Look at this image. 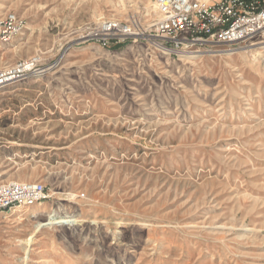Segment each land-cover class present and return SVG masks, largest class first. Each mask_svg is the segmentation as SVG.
Wrapping results in <instances>:
<instances>
[{"label":"rangeland","instance_id":"1","mask_svg":"<svg viewBox=\"0 0 264 264\" xmlns=\"http://www.w3.org/2000/svg\"><path fill=\"white\" fill-rule=\"evenodd\" d=\"M0 5V67L40 65L0 87V169L48 194L0 213V264H264V43L162 52L155 0ZM111 19L139 34L82 40Z\"/></svg>","mask_w":264,"mask_h":264},{"label":"built area","instance_id":"2","mask_svg":"<svg viewBox=\"0 0 264 264\" xmlns=\"http://www.w3.org/2000/svg\"><path fill=\"white\" fill-rule=\"evenodd\" d=\"M158 17L154 34L162 52L183 54L209 50L216 45L234 46L259 39L264 43V0H155ZM24 28V20L11 10L0 12V46L9 44ZM82 40L106 46L136 38L139 31L120 20H103L87 26ZM157 43V42H156ZM40 70L33 56L0 67V87ZM0 169V213L30 207L47 199L37 181L5 180Z\"/></svg>","mask_w":264,"mask_h":264},{"label":"bare ground","instance_id":"3","mask_svg":"<svg viewBox=\"0 0 264 264\" xmlns=\"http://www.w3.org/2000/svg\"><path fill=\"white\" fill-rule=\"evenodd\" d=\"M1 6V8H7L5 5H0ZM155 44H158V43H156L155 42ZM154 44V45H155ZM256 44V43H255ZM258 44V43H257ZM252 45V44H251ZM254 45V44H253ZM158 47V46H157ZM190 53H188V52H184L181 56H188ZM23 213H25V212H23ZM23 213H17V215H14L12 218L13 219H15L17 222H21V221H23L25 218H24V214ZM35 217H36V215H35ZM34 217V218H35ZM5 219H6V217H5ZM13 219H6L7 221L6 222H8L9 223V221L11 222V220H13ZM56 222H63V221H61V220H59V221H56ZM45 224H47V223H42V224H36L35 226H34V228L36 229L37 227H40V226H43V225H45Z\"/></svg>","mask_w":264,"mask_h":264}]
</instances>
